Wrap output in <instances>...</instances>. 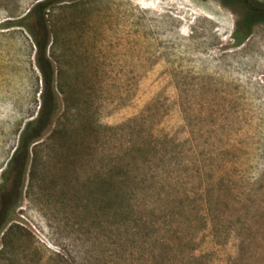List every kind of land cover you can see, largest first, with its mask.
Here are the masks:
<instances>
[{"label":"rangeland","instance_id":"rangeland-1","mask_svg":"<svg viewBox=\"0 0 264 264\" xmlns=\"http://www.w3.org/2000/svg\"><path fill=\"white\" fill-rule=\"evenodd\" d=\"M43 1L51 88L24 19ZM263 8L0 0V264H264Z\"/></svg>","mask_w":264,"mask_h":264},{"label":"trees","instance_id":"trees-1","mask_svg":"<svg viewBox=\"0 0 264 264\" xmlns=\"http://www.w3.org/2000/svg\"><path fill=\"white\" fill-rule=\"evenodd\" d=\"M50 9V3L48 1L39 2L36 4L29 13L24 17L25 20L35 19V30L32 32L33 42L35 46V60L36 65L39 68L44 83L48 88H51L55 81V67L49 55L50 48V34L47 20L45 15L47 10ZM264 12V8L262 10ZM243 39H237V42L242 43ZM59 111V105L57 102L51 104H45L42 111L39 113V117L29 123L26 128L23 130L20 138V145L16 149L17 153L21 149H25L27 161L24 163V169L27 167L28 159L30 154L33 152V148L37 146L44 133L50 128L53 124L54 119ZM16 155L12 159L11 164L16 160ZM6 225V221L3 226ZM2 226V228H3ZM2 228L0 229V235L3 232Z\"/></svg>","mask_w":264,"mask_h":264}]
</instances>
